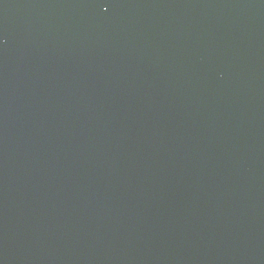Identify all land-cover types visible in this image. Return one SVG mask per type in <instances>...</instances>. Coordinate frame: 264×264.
<instances>
[{"label":"water","instance_id":"obj_1","mask_svg":"<svg viewBox=\"0 0 264 264\" xmlns=\"http://www.w3.org/2000/svg\"><path fill=\"white\" fill-rule=\"evenodd\" d=\"M0 264H264V0H0Z\"/></svg>","mask_w":264,"mask_h":264}]
</instances>
